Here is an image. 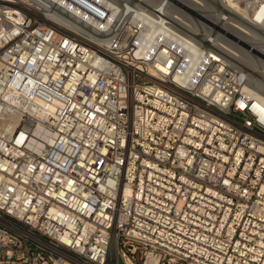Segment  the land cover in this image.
I'll return each mask as SVG.
<instances>
[{
	"label": "built area",
	"instance_id": "obj_1",
	"mask_svg": "<svg viewBox=\"0 0 264 264\" xmlns=\"http://www.w3.org/2000/svg\"><path fill=\"white\" fill-rule=\"evenodd\" d=\"M187 10L0 0V264H264V84Z\"/></svg>",
	"mask_w": 264,
	"mask_h": 264
},
{
	"label": "bare ground",
	"instance_id": "obj_2",
	"mask_svg": "<svg viewBox=\"0 0 264 264\" xmlns=\"http://www.w3.org/2000/svg\"><path fill=\"white\" fill-rule=\"evenodd\" d=\"M24 1L26 2L27 0ZM188 1L190 3L196 4L204 12H206V15H199V17L203 19V21L199 20L200 21L199 24H202L204 26L205 24L204 21H206L216 26L219 29V31H212V32L209 31L206 35H204V39H203L204 47L208 48L207 46H211L209 48H212L213 46L215 49L221 50L227 56L231 57L232 60L236 59L239 66L243 69V72L246 73V75H248L249 77L251 76L256 81L261 80V82L264 84V66L253 63L248 57V55L245 54L244 52V50L245 51L252 50V52H257V53L264 52V44L257 43L258 39L260 38V35H264V7H261L260 9L256 10L254 15L251 16L248 14L247 9L243 5L238 3L237 0H216L217 3L221 4L222 9H224V11L215 9L214 6L212 5V0H188ZM176 2L181 6H183V8L189 9L186 5H183L178 0ZM2 7L8 8L10 10L14 9V5L11 3L4 5L2 4ZM27 7L29 6H27L26 4L24 8ZM236 14L242 16L243 19L250 20L251 24L254 26L251 27L244 26V24L240 22V17H238L239 20L233 18V16H238ZM178 17L184 20L182 17L180 16ZM138 18L139 20H141V23L149 22L143 16H138ZM188 21L185 22L189 23ZM193 22H194L193 30H196L197 28L196 25L199 26V24L195 23L194 19ZM216 24H221L222 26L219 27ZM227 29L231 30V32L227 31ZM143 38L146 40L150 37H143ZM247 52L249 53V51ZM191 57H192L193 65L195 66L200 62L201 52L197 49H193ZM257 76L259 77L262 76V77L257 79L258 78ZM246 89L248 90V93L252 95V97H255V99L264 102L263 93H261L260 91L254 88L248 87ZM5 100L11 102L9 94L5 96ZM16 124L17 123H14V125Z\"/></svg>",
	"mask_w": 264,
	"mask_h": 264
},
{
	"label": "rangeland",
	"instance_id": "obj_3",
	"mask_svg": "<svg viewBox=\"0 0 264 264\" xmlns=\"http://www.w3.org/2000/svg\"><path fill=\"white\" fill-rule=\"evenodd\" d=\"M176 1L175 0L173 1L172 0V2H174L176 6H178L179 8H181V9H183V10L186 11V9L183 8V6H181L180 4H178ZM178 1L180 3H182L183 5H186L190 9V10H187L188 11L187 13H189L191 15L192 19L195 20V23H198L199 24L200 21H203V19L200 18L199 15H206V12H204L201 8H199V6H197L194 3H190L188 0H178ZM212 5L217 10H221L222 9L221 4L220 3H217L216 0H212ZM236 15H238V14H236ZM212 22H215V21H212ZM204 23H205L204 26L202 24H199V26L196 25V27H197L196 30H193L192 31L193 33L199 35L198 37L200 38V40L202 42H203V39H204V35H206L209 32V29L208 28L212 29V31H219L216 26H214V25H212V24H210V23H208L206 21H204ZM216 25H218L219 27L222 26L221 24H216ZM227 31H230L231 32V30H228V29H227ZM235 119L239 121V119H237V118H235Z\"/></svg>",
	"mask_w": 264,
	"mask_h": 264
}]
</instances>
